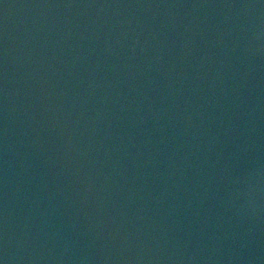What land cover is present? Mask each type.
<instances>
[{
  "label": "water",
  "instance_id": "95a60500",
  "mask_svg": "<svg viewBox=\"0 0 264 264\" xmlns=\"http://www.w3.org/2000/svg\"><path fill=\"white\" fill-rule=\"evenodd\" d=\"M0 264H264V0H0Z\"/></svg>",
  "mask_w": 264,
  "mask_h": 264
}]
</instances>
